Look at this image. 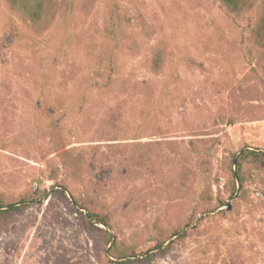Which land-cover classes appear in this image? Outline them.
Returning a JSON list of instances; mask_svg holds the SVG:
<instances>
[{
	"label": "rangeland",
	"instance_id": "1",
	"mask_svg": "<svg viewBox=\"0 0 264 264\" xmlns=\"http://www.w3.org/2000/svg\"><path fill=\"white\" fill-rule=\"evenodd\" d=\"M56 1L0 0V264H264L260 5Z\"/></svg>",
	"mask_w": 264,
	"mask_h": 264
},
{
	"label": "trees",
	"instance_id": "2",
	"mask_svg": "<svg viewBox=\"0 0 264 264\" xmlns=\"http://www.w3.org/2000/svg\"><path fill=\"white\" fill-rule=\"evenodd\" d=\"M218 1L221 7L232 17H240L242 14L251 11L256 4H259L262 13L255 26L252 28L251 33L256 39L261 41L264 46V0ZM5 2L10 10L19 14L24 21L30 23L33 29H36L38 32H41L51 21L53 8L58 4L56 0H5ZM151 66L155 72L160 69V58L158 56H155L154 60H152ZM244 156H246V154H244ZM256 156L264 159L263 153H257ZM238 171L239 163L237 162V173L235 174V179L241 183ZM61 193L64 194L65 192L62 191ZM72 202L76 206H79L76 201L72 200ZM86 217L91 221H95L98 225L109 227L106 221L99 219L96 215L90 212H87ZM159 247H161V245H159Z\"/></svg>",
	"mask_w": 264,
	"mask_h": 264
},
{
	"label": "water",
	"instance_id": "3",
	"mask_svg": "<svg viewBox=\"0 0 264 264\" xmlns=\"http://www.w3.org/2000/svg\"><path fill=\"white\" fill-rule=\"evenodd\" d=\"M229 209H230L229 204L225 205V210H229Z\"/></svg>",
	"mask_w": 264,
	"mask_h": 264
}]
</instances>
